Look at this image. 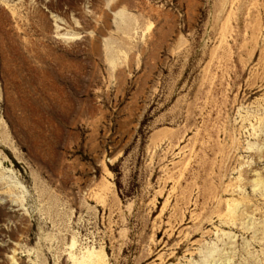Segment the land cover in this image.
Instances as JSON below:
<instances>
[{"label": "rangeland", "instance_id": "obj_1", "mask_svg": "<svg viewBox=\"0 0 264 264\" xmlns=\"http://www.w3.org/2000/svg\"><path fill=\"white\" fill-rule=\"evenodd\" d=\"M92 250L264 264V0H0V264Z\"/></svg>", "mask_w": 264, "mask_h": 264}, {"label": "bare ground", "instance_id": "obj_2", "mask_svg": "<svg viewBox=\"0 0 264 264\" xmlns=\"http://www.w3.org/2000/svg\"><path fill=\"white\" fill-rule=\"evenodd\" d=\"M99 252H94L93 250L91 252H87L85 256H83L82 259H75L72 258L73 264H104L101 261V256L98 254ZM72 254V253H71ZM103 255V254H102ZM82 257V256H80ZM103 259V258H102ZM69 262V261H68Z\"/></svg>", "mask_w": 264, "mask_h": 264}]
</instances>
